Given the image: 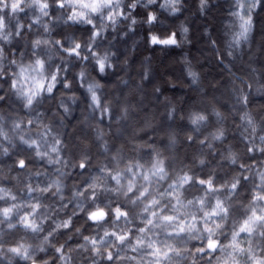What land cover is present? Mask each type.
<instances>
[{"label":"clouds","instance_id":"obj_1","mask_svg":"<svg viewBox=\"0 0 264 264\" xmlns=\"http://www.w3.org/2000/svg\"><path fill=\"white\" fill-rule=\"evenodd\" d=\"M0 264H264V0H0Z\"/></svg>","mask_w":264,"mask_h":264}]
</instances>
